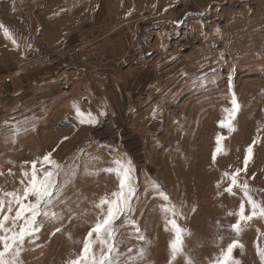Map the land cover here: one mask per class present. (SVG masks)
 <instances>
[{
  "label": "rangeland",
  "instance_id": "obj_1",
  "mask_svg": "<svg viewBox=\"0 0 264 264\" xmlns=\"http://www.w3.org/2000/svg\"><path fill=\"white\" fill-rule=\"evenodd\" d=\"M116 1L0 0V218L9 216V231L0 235L18 233L30 217L25 211L13 224L18 199L35 203L34 196L23 199L32 162L39 169L51 153L59 165L44 164L54 173V187L36 218L38 231L25 237L18 257L9 253L5 260L68 264L76 259L107 210L97 205L121 191L123 168L130 162L135 192L131 211L108 241L115 245L113 264H215L234 239L244 245L234 249V261L264 264L257 250H264V217L237 234L231 228L234 213L241 201L245 214L251 208L239 187L225 191L231 183L225 173L244 167L245 150L256 140L239 183L247 181L253 199L264 203V0H218L200 17L173 21L168 31L146 39L153 47L149 55L119 56L120 64L99 67L107 73L114 66L120 76H106L101 82L106 88L98 89L84 68L103 48L109 33L101 28V15L105 18L106 7L119 9ZM41 54L51 55L53 63L14 74L18 60ZM43 70L74 71L97 96L104 94V114L94 112L93 128L81 125L72 134L60 126V111L47 109L36 81ZM113 79L122 89L110 87ZM233 97L239 109L230 127L220 126L230 117ZM218 135L223 150L214 159ZM173 219L183 238L174 258ZM102 247L94 245L97 256Z\"/></svg>",
  "mask_w": 264,
  "mask_h": 264
},
{
  "label": "crops",
  "instance_id": "obj_2",
  "mask_svg": "<svg viewBox=\"0 0 264 264\" xmlns=\"http://www.w3.org/2000/svg\"><path fill=\"white\" fill-rule=\"evenodd\" d=\"M214 1L218 0H117L116 5L119 9H111L112 6H110L109 11L106 7L105 18L104 15H101V28L103 31L108 30L109 34L105 35L106 40L103 42V48L102 44L99 48L98 58L90 62L88 67L85 66V71L87 70L96 80L98 89L101 86L105 89L107 85L101 82L105 81L106 76L119 78L120 75L114 66H111L112 70L107 73L99 71V67L106 68L110 61L120 64L119 58L121 57L119 56L149 55L152 53L153 47L146 39L155 38V34L165 33L171 28L173 21L183 22L189 18L202 16L204 9L208 6L213 7L214 3H217ZM211 12L212 10H208V13ZM114 20L117 24L111 26V22ZM114 32V35L110 34ZM140 40L147 42L141 43ZM41 73V76H36V81L42 88L43 103L49 106L47 109L50 112L58 111L59 113L60 111L59 124H63L60 126H67L71 130L66 132L72 134L77 133L76 128L81 125L93 128L96 123H81L80 119L87 120L88 113L95 117V111L103 110L101 99H104V94L100 93L102 96H97L87 80L75 77L76 72L74 71L62 70L55 74L54 70H43ZM110 87L118 90L119 87L122 89V84L116 85L115 79H113ZM40 107L43 108L42 105ZM47 109L45 108V110ZM78 111L81 113L80 118L77 115ZM103 112L104 110L101 113Z\"/></svg>",
  "mask_w": 264,
  "mask_h": 264
},
{
  "label": "snow or ice",
  "instance_id": "obj_3",
  "mask_svg": "<svg viewBox=\"0 0 264 264\" xmlns=\"http://www.w3.org/2000/svg\"><path fill=\"white\" fill-rule=\"evenodd\" d=\"M233 108L230 113V117L227 121L221 120L219 122L220 126L230 127L232 124V119L235 117L236 112L239 109V104L236 102L233 97ZM104 113H101L103 115ZM78 118L81 117V113L78 111ZM88 119H80L81 123H97V119L92 116L91 113H88ZM64 139H67L65 137ZM221 136H217V148L215 150L213 158L215 159V154L221 152ZM257 143L256 140L252 141V144H249L246 148V155L244 157V167L237 168L231 174L225 173V176H230L231 183L225 189L226 192L232 193L233 187H239L243 191V195L247 200L248 205H250L251 211L248 214H245V202L241 201L239 205V209L234 215L237 216V220L234 224L231 225V228L239 234L244 231L247 227L248 223L257 217H264V203L258 202L249 193V185L247 181H244L242 184L239 183V174L241 172L247 171V166L249 161L253 155V147ZM51 153L46 154L42 161H40L41 167L37 169L36 164L37 161L32 162V171L31 176L28 182L27 187L24 189L23 199H28L29 196L35 197V203H29L25 205L19 199L17 203L19 204V208L16 211V215L13 220V224L17 220H20L24 212L27 211L30 213V217L25 219V224L20 227L18 233H13L11 236L5 234L0 235V246H2V250H0V264H17L16 260L13 259L11 261L5 260L6 254L11 253L13 257H18L21 251V245L24 242L26 236L32 235L35 231H38L37 228L34 227L36 224L37 216L41 215L40 208L43 203L47 201L52 195V189L54 187L53 182V171L49 168H45L44 164H52L55 167L59 168V165L55 164V161L51 160ZM131 171L132 168L129 166L123 168V174L120 181L121 191L117 193H113L114 199H102L100 204L97 207L103 209L105 205H107L106 212H102L101 217H99L88 231L86 237L83 240V247L81 249L80 255L76 257V259L70 260L68 264H113L112 253L115 249L114 243H108L109 240H113L114 236L118 229V221L122 222V215H126L127 212L131 211V199L134 195L135 189L131 184ZM40 173L41 176L38 177L37 173ZM28 173H25V176H28ZM127 182V183H126ZM23 183V181H22ZM127 187L128 191L125 193L123 190ZM12 195V194H9ZM11 206H9L8 211L10 212ZM0 211H3V202L0 201ZM229 215H233V213H229ZM9 220L8 215H3L0 218V231H4L7 233L9 230L5 228V222ZM174 228H176L175 239L169 242V248L172 252L173 258L175 255L182 250L183 247V238L182 231L179 229V226L176 224L175 220L171 221ZM137 231L139 229L137 228ZM93 234H95V240H93ZM143 239V236L139 237ZM99 242L101 245H106V248L102 247L99 255L97 256L94 251V245ZM243 248L244 245L239 242V240H232L231 243L227 245L226 249L221 251L220 257L215 261V264H239L238 261H234L233 251L235 248ZM258 253L264 257V250H261L258 247Z\"/></svg>",
  "mask_w": 264,
  "mask_h": 264
},
{
  "label": "built area",
  "instance_id": "obj_4",
  "mask_svg": "<svg viewBox=\"0 0 264 264\" xmlns=\"http://www.w3.org/2000/svg\"><path fill=\"white\" fill-rule=\"evenodd\" d=\"M83 56L85 60L88 59L87 58L89 56L88 52H84ZM53 61L54 60L52 56L49 54H41V55L33 56L27 59H20L17 62V67L14 70V74L20 75L26 72H30L32 70L46 67V66L51 65Z\"/></svg>",
  "mask_w": 264,
  "mask_h": 264
}]
</instances>
